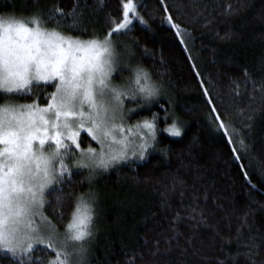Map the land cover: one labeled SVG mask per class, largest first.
Listing matches in <instances>:
<instances>
[{"label": "trees", "instance_id": "trees-1", "mask_svg": "<svg viewBox=\"0 0 264 264\" xmlns=\"http://www.w3.org/2000/svg\"><path fill=\"white\" fill-rule=\"evenodd\" d=\"M74 2L0 0V15L47 20L54 8L68 12ZM134 3L145 23L133 19L130 30L113 37L120 53L114 77L120 84L121 74L130 78L137 67L149 73L159 94L128 120L156 114V139L144 160L118 164L91 187L97 198L85 264H264V0ZM121 5L79 0L77 28L57 30L103 38L109 17H122ZM52 89L42 86L36 95L43 101ZM173 122L179 137L162 131ZM89 190L75 170L46 193V215L63 228L75 196ZM32 255L45 263L51 256L40 248ZM0 264L15 262L0 253Z\"/></svg>", "mask_w": 264, "mask_h": 264}, {"label": "snow or ice", "instance_id": "snow-or-ice-1", "mask_svg": "<svg viewBox=\"0 0 264 264\" xmlns=\"http://www.w3.org/2000/svg\"><path fill=\"white\" fill-rule=\"evenodd\" d=\"M121 6L122 17H109V30L102 39L95 32L93 38L81 40L57 30L77 28L79 0L68 12L54 8L47 20L39 16L0 19V99L14 93L36 96L29 104H0V253L10 256L15 264H45L33 258L38 248L50 252L46 264H72L74 255L79 257L77 264H85L87 249L83 245L93 235L95 216L92 174L128 160L129 151L144 160L148 139H156V114L151 121L135 125V133L117 123L127 111H134L125 109V99L134 101L139 96L148 103L159 94L149 73L140 67L127 85L112 82L117 71L113 37L130 30L133 19L145 23L137 15L134 0H122ZM66 18H71L72 24H62ZM53 20L56 27L49 29L47 24ZM167 20L172 22L171 15ZM172 27L181 35L178 25ZM42 86L54 89L43 101L36 95ZM219 127L227 131L223 121ZM141 129H147L148 137L141 136L144 142L135 147L124 133L134 135ZM162 131L181 135L175 122ZM87 138L99 151L91 146L82 148ZM74 169L89 170L90 190L75 196L70 220L61 233L44 215L45 193L64 183ZM57 204H62L61 197ZM59 217L63 219L64 213Z\"/></svg>", "mask_w": 264, "mask_h": 264}, {"label": "rangeland", "instance_id": "rangeland-1", "mask_svg": "<svg viewBox=\"0 0 264 264\" xmlns=\"http://www.w3.org/2000/svg\"><path fill=\"white\" fill-rule=\"evenodd\" d=\"M0 19H4V20H20L19 18H17V17H15V16H8V15H0ZM168 23V22H167ZM169 24V23H168ZM180 32H182V30H180ZM182 34H183V32H182ZM185 34V33H184ZM74 37V36H73ZM184 39H185V37H187V36H182ZM79 38V37H78ZM81 40H88V39H82V38H80ZM100 39H102V38H100ZM113 46H114V49H115V53H116V67H118V65H119V61H120V59L118 58L119 56H120V53L119 52H117V50H116V47H115V45H114V41H113ZM118 69V68H117ZM130 69V68H129ZM131 70V69H130ZM118 71V70H117ZM117 71L116 72H114L113 73V84L114 85H127L129 82H130V80H133L134 79V71H135V69H134V71H132L131 72V74H130V78H129V76L127 75V73H122L121 74V76L123 77L122 79H121V83L119 84L118 82L119 81H117V80H115V75H116V73H117ZM152 81V80H151ZM153 83V82H152ZM54 89H52V91H53ZM51 91V92H52ZM50 93V92H49ZM48 94V93H47ZM25 95H27L26 93H14V94H8V96L7 97H5L4 99H0V104H5L6 102H8V103H12V104H16V105H22V104H29V103H31L32 102V100L33 99H35L36 97H34L33 99H27V98H25L24 96ZM44 95H46V94H44ZM43 95V96H44ZM21 96V97H20ZM42 96V97H43ZM9 97L11 98V99H9ZM143 104H144V101H143V99L141 98V97H137V99L136 100H129V99H125V103H124V107H125V109H131V110H134V111H127L126 112V114H125V118H124V120L121 122V121H117V123H123V125H124V127L125 128H131L132 130H133V133H135V125H137L138 123L139 124H142L143 123V121H140V122H135V123H133V122H130L129 120H128V118H129V116L131 115V114H134V113H136L137 111H139V109H141L142 107H143ZM150 121V120H149ZM124 135L125 136H128V138H129V140L132 142V145L133 146H135V147H138L139 146V144H141V143H143L144 141L143 140H141V136H144V137H148V131H147V129H141L140 130V132L138 133V134H129L128 132H125L124 133ZM117 138L119 139L120 138V136H119V134H117ZM153 142L154 141H152L150 138L148 139V144H149V147L153 144ZM82 146V148H87L88 146H91V147H94V148H97V150L99 151V146L94 142V141H91V139L90 138H87L86 140H85V142L81 145ZM78 155V154H77ZM129 158H128V160H125V161H121V162H119L118 164H120V163H123V162H126V161H134V160H137V158L136 157H133L132 155H131V151H129ZM118 164H116V165H114V166H112V167H110L107 171H104L103 169H97L96 170V172L94 173V174H92V176H91V187H95L94 185L96 184V182H97V179L99 178V176L101 175V174H104V173H106V172H108L109 170H111V169H113L115 166H117ZM73 171H75V169L73 170ZM80 171H82L84 174H85V179L87 180V182H88V184H89V175H90V173H89V170L88 169H81ZM58 185V184H57ZM57 185H54L53 186V188L54 187H56ZM93 188L91 189L92 191H94L95 192V190H93ZM48 192V191H47ZM46 192V193H47ZM46 193H45V196H46ZM96 198H97V196H96ZM44 215L45 216H47L46 215V213H45V211H44ZM48 217V216H47ZM49 218V217H48ZM66 226V225H65ZM65 226L63 227V228H58L57 226V228L59 229V231L61 232V233H63L64 231H65ZM77 246H79V245H77ZM84 248H85V243H84ZM51 258V256L48 258V259H50ZM47 259V260H48ZM79 260V257H77V256H73V258H72V264H77V261ZM47 262V261H46ZM46 264V263H45Z\"/></svg>", "mask_w": 264, "mask_h": 264}]
</instances>
